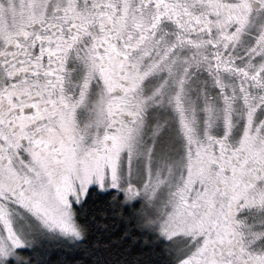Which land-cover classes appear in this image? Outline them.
Here are the masks:
<instances>
[{
    "label": "snow or ice",
    "instance_id": "6c2138e0",
    "mask_svg": "<svg viewBox=\"0 0 264 264\" xmlns=\"http://www.w3.org/2000/svg\"><path fill=\"white\" fill-rule=\"evenodd\" d=\"M0 264H264V0H0Z\"/></svg>",
    "mask_w": 264,
    "mask_h": 264
}]
</instances>
